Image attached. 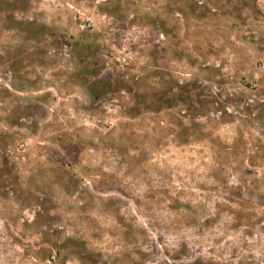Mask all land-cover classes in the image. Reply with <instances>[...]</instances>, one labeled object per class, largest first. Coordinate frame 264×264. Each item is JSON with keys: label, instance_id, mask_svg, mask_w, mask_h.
<instances>
[{"label": "rangeland", "instance_id": "rangeland-1", "mask_svg": "<svg viewBox=\"0 0 264 264\" xmlns=\"http://www.w3.org/2000/svg\"><path fill=\"white\" fill-rule=\"evenodd\" d=\"M0 264H264V0H0Z\"/></svg>", "mask_w": 264, "mask_h": 264}]
</instances>
